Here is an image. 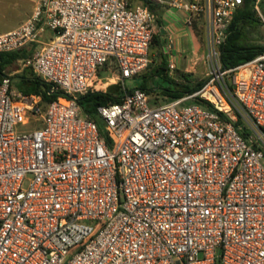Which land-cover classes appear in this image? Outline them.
I'll return each mask as SVG.
<instances>
[{
    "label": "built area",
    "instance_id": "1",
    "mask_svg": "<svg viewBox=\"0 0 264 264\" xmlns=\"http://www.w3.org/2000/svg\"><path fill=\"white\" fill-rule=\"evenodd\" d=\"M148 1L201 25L212 61L198 91L162 105L124 85L151 63L157 18L140 4L36 0L0 34V54L38 45L23 65L58 92L43 103L0 79V264H264V53L220 63L243 0ZM113 85L102 137L78 98Z\"/></svg>",
    "mask_w": 264,
    "mask_h": 264
},
{
    "label": "trees",
    "instance_id": "2",
    "mask_svg": "<svg viewBox=\"0 0 264 264\" xmlns=\"http://www.w3.org/2000/svg\"><path fill=\"white\" fill-rule=\"evenodd\" d=\"M130 4L142 5L154 13L155 6L148 0H130ZM253 0H243L233 16L224 44L220 47L221 70H229L248 62L264 53V46H247L242 42L244 29L248 26L258 25L259 19L253 9ZM263 7V5H261ZM262 11L264 9L261 8ZM195 27L193 28L194 32ZM195 33V32H194ZM159 50L161 61L159 65L153 67L151 72L145 76L136 77V88L148 92H155L165 96L168 100L179 99L184 95L192 94L198 91L205 81L191 86L189 75L180 74L183 82H177L168 74L167 61L161 43L153 35L150 51ZM149 51V55H150ZM19 59L18 53L0 54V77L6 67L12 66ZM28 84L33 87V92L39 96L43 103H50L58 97V92L52 91L51 86L40 81L38 78L28 80ZM230 88V87H229ZM130 91V90H129ZM122 91L118 85L110 86L106 92H93L78 98V105L84 115L96 123L101 136L106 137L104 123L97 113V108L109 104L120 103Z\"/></svg>",
    "mask_w": 264,
    "mask_h": 264
},
{
    "label": "rangeland",
    "instance_id": "3",
    "mask_svg": "<svg viewBox=\"0 0 264 264\" xmlns=\"http://www.w3.org/2000/svg\"><path fill=\"white\" fill-rule=\"evenodd\" d=\"M36 0H0V34L11 31L17 28L20 24H22L27 18L31 16L34 10ZM264 9V4L263 7ZM263 18L258 17L259 24L248 26L244 29L242 42L247 46H264V11H262ZM194 39L188 43V41L179 42L183 45L184 48H190L191 50H196V57L192 62L195 63L193 74L189 75L190 85L194 86L202 81L207 80L210 73H212V61L207 56V47L206 42L204 41V31L201 25L195 26L194 29ZM175 42V41H174ZM177 42V43H179ZM176 46H178V44ZM172 48L169 52V56L172 55ZM167 55H165L166 57ZM150 59L151 63L148 68L140 75L145 76L148 75L154 66L159 65L161 61L159 50L150 51ZM192 57L189 56V60ZM22 63H18L16 67H13L10 71H7L5 74L8 76L11 88L14 92L25 95L27 92H33V87L31 85L23 82L22 79L16 78L20 74H13V70L21 69ZM101 76L108 78L107 82L112 83V75L108 73H101ZM170 77L175 81H180L181 77L179 73L170 74ZM226 80V78H225ZM183 81V80H182ZM124 85L128 90H132L136 88L137 81L135 79H127L124 81ZM148 98L151 106L162 105L167 103L169 100L155 92H148ZM36 125L29 123L25 126L19 128V130L28 133L35 129Z\"/></svg>",
    "mask_w": 264,
    "mask_h": 264
},
{
    "label": "crops",
    "instance_id": "4",
    "mask_svg": "<svg viewBox=\"0 0 264 264\" xmlns=\"http://www.w3.org/2000/svg\"><path fill=\"white\" fill-rule=\"evenodd\" d=\"M154 14L157 18V26L154 35L161 43L164 53L167 55V65L169 63H173L176 67V73L193 74V67L195 66V63L192 61L196 57V50H191L187 47L184 48L183 45L179 42L181 39H183L182 41H188V43L192 41L194 39L193 30L183 26L181 15L170 12L165 8L155 6ZM51 37L52 35L47 33L42 38V41L47 42ZM175 43H177L178 46H176ZM171 45L173 46L171 51L172 55L169 56ZM37 48L38 45L36 44L27 45L21 52L18 53L19 59L12 66H8L5 68V70L3 71V76L8 77L5 73L7 71H10L13 67H16L18 63H22V68L13 70L11 75L16 73L20 74L16 78L22 79L23 82L26 84H28L29 79L36 78V76L32 73L29 68L24 67L23 62L27 58L32 56V54L36 51ZM189 56L192 57L191 60H189ZM1 78L2 76L0 77V79ZM178 82H183L182 78Z\"/></svg>",
    "mask_w": 264,
    "mask_h": 264
}]
</instances>
